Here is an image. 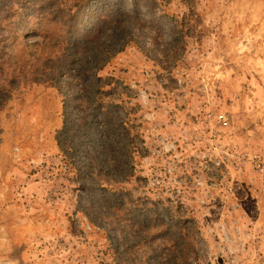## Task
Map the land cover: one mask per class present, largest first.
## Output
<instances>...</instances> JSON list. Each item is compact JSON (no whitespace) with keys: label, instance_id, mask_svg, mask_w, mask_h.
<instances>
[{"label":"rangeland","instance_id":"rangeland-1","mask_svg":"<svg viewBox=\"0 0 264 264\" xmlns=\"http://www.w3.org/2000/svg\"><path fill=\"white\" fill-rule=\"evenodd\" d=\"M229 249L264 264V0H0V264Z\"/></svg>","mask_w":264,"mask_h":264},{"label":"trees","instance_id":"trees-1","mask_svg":"<svg viewBox=\"0 0 264 264\" xmlns=\"http://www.w3.org/2000/svg\"><path fill=\"white\" fill-rule=\"evenodd\" d=\"M79 18V15L78 16H75L71 19V21H73V23L75 21H77ZM106 21L105 18L101 19V18H98L93 24H91V20L89 18H87V16L85 18H82L80 20L82 26L80 27H77L75 29H72V30H69V33H70V42L71 43H74L75 46H78L80 45L83 41H89V38H90V35L92 33H88L87 31V25H91V27H96L97 23L98 22H103ZM72 23V24H73ZM99 34V33H98ZM64 145L67 146V142H64L63 143Z\"/></svg>","mask_w":264,"mask_h":264},{"label":"built area","instance_id":"built-area-1","mask_svg":"<svg viewBox=\"0 0 264 264\" xmlns=\"http://www.w3.org/2000/svg\"><path fill=\"white\" fill-rule=\"evenodd\" d=\"M243 258L237 249H229L228 252L223 250L216 254V256H212L206 264H252Z\"/></svg>","mask_w":264,"mask_h":264}]
</instances>
